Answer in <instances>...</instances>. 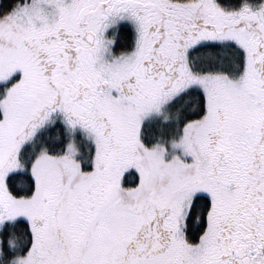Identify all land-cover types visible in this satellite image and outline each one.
<instances>
[{
  "label": "snow or ice",
  "instance_id": "snow-or-ice-1",
  "mask_svg": "<svg viewBox=\"0 0 264 264\" xmlns=\"http://www.w3.org/2000/svg\"><path fill=\"white\" fill-rule=\"evenodd\" d=\"M0 264H264V0H0Z\"/></svg>",
  "mask_w": 264,
  "mask_h": 264
}]
</instances>
